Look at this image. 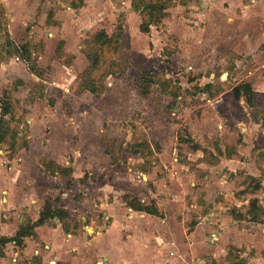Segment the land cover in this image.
<instances>
[{
    "label": "rangeland",
    "instance_id": "1",
    "mask_svg": "<svg viewBox=\"0 0 264 264\" xmlns=\"http://www.w3.org/2000/svg\"><path fill=\"white\" fill-rule=\"evenodd\" d=\"M0 2V181L66 194L60 223L103 239L87 257L134 264L137 239L160 264L256 256L264 232L236 215L264 205V0Z\"/></svg>",
    "mask_w": 264,
    "mask_h": 264
},
{
    "label": "crops",
    "instance_id": "2",
    "mask_svg": "<svg viewBox=\"0 0 264 264\" xmlns=\"http://www.w3.org/2000/svg\"><path fill=\"white\" fill-rule=\"evenodd\" d=\"M12 168L14 170L15 167ZM12 175V178L0 181V238L2 236H14L29 220H31L30 226H33L38 221L43 208V199L40 196L33 195L31 192L34 187L33 182L31 180L24 182L26 180L25 177L23 183H17L14 173ZM35 188L36 191H40L38 186ZM65 196L66 194L62 195L61 198L58 197L59 201H56L57 198L51 201L52 205L54 209L62 208L67 211L69 216H73L78 209H69L66 206L67 200L64 199ZM213 216L210 213L206 218L210 217L209 219H211ZM52 221L53 224L46 222L45 224L34 226V234L24 238L23 246H18L15 241L6 243L3 248V255L0 256V264H98L96 260L101 254L105 255V264H121L115 261H123L127 257L125 253L120 252L121 249H119L118 243L115 249H111L117 251V253L100 246L96 248L95 253L92 252L87 257V252L92 242L97 244V246L100 245L98 244L100 241H102L101 244L103 243V239H100V236L97 235L99 233L85 240L82 235H78L79 233L67 231L58 218H54ZM254 224L257 230L264 232L263 223L254 222ZM199 226L196 231L199 230ZM113 228L114 224L107 231L108 235ZM222 228H226L233 235L238 231L236 229L237 231L235 232V228L228 225H223ZM94 232H96V229H94ZM95 238H99V240L97 241ZM137 240L134 248L136 251L139 249L138 252L141 253V256L136 257L134 264H160L162 262L159 258L148 256L151 249L149 248L148 251V247L144 246V243L149 246L151 242ZM256 243V256L250 257L249 261L247 260V264H264V242L263 244ZM153 247L157 246L153 245ZM125 261L127 262L128 259Z\"/></svg>",
    "mask_w": 264,
    "mask_h": 264
},
{
    "label": "trees",
    "instance_id": "3",
    "mask_svg": "<svg viewBox=\"0 0 264 264\" xmlns=\"http://www.w3.org/2000/svg\"><path fill=\"white\" fill-rule=\"evenodd\" d=\"M2 3L0 2V11L2 9ZM156 9H158L157 6L153 5ZM162 8V5H160ZM153 10V8L151 9ZM150 25L148 23H144L142 25L143 30L148 31ZM99 37H104L106 39H111L107 35V33L102 32L100 33ZM112 40V39H111ZM98 60H93V65L98 64ZM148 72H144L142 79H146ZM11 113V106L7 101H1L0 102V149L2 143L11 135V128L7 120V116ZM256 190L260 188L259 184L255 185ZM59 201V199H56V201ZM130 206L133 210L138 212H145L150 215L158 216V212L156 209H153L149 206H144L141 203H130ZM64 217H69V214L66 210L62 208H56L54 209L52 203L49 201L45 204V206L42 208V211L40 213V217L37 222L33 226H27L23 225L18 232L12 236V237H6L2 236L0 238V256L3 255V248L6 243L10 241H15L18 246L24 245V238L26 236H31L34 234V226L36 225H42L46 222H49V220H53L54 218H58L59 220L63 221ZM235 217V215H234ZM237 220H251L253 222L263 223L264 224V205H261L260 199L253 198L252 200H249V205L247 212L244 215H236Z\"/></svg>",
    "mask_w": 264,
    "mask_h": 264
},
{
    "label": "water",
    "instance_id": "4",
    "mask_svg": "<svg viewBox=\"0 0 264 264\" xmlns=\"http://www.w3.org/2000/svg\"><path fill=\"white\" fill-rule=\"evenodd\" d=\"M88 229L91 231L92 229L90 227H88Z\"/></svg>",
    "mask_w": 264,
    "mask_h": 264
}]
</instances>
